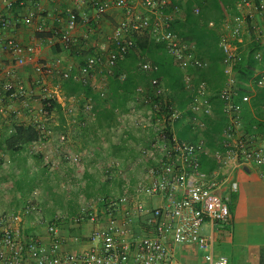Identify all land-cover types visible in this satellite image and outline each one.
I'll use <instances>...</instances> for the list:
<instances>
[{"label": "built area", "instance_id": "2783aa9c", "mask_svg": "<svg viewBox=\"0 0 264 264\" xmlns=\"http://www.w3.org/2000/svg\"><path fill=\"white\" fill-rule=\"evenodd\" d=\"M15 1L6 0L9 10L13 9ZM72 1L76 9L66 17L70 26L78 24V10L88 3L95 6L98 13L112 6L121 7L124 17L84 64L61 69L57 82H51L50 78L60 62H36L30 85L17 77L4 81L0 85V111H7L9 99L22 102L32 117L29 124L37 132L36 139L25 144L26 152L33 156L40 152L43 144L52 143L53 138L55 147L63 152L62 146L69 141L71 129L87 127L98 120L101 108H111L115 120L106 127L107 132L134 144L136 155L127 161L114 155L98 161V169L107 178L119 180L117 191L88 197L84 193V180L73 186L63 185L68 192L77 190L80 194L77 220L96 223L88 235L89 246L67 248V239L61 236L60 227L54 221L46 224L47 236L25 231L26 216L35 215L40 222L45 219L40 189L34 188L21 209L0 214V264H184L177 254L183 245L197 246L208 264H229L227 255L215 252L214 238L204 232V225L210 223L213 232L216 226L230 221L231 194L239 190L237 170L259 168L264 180V134L249 131L244 118L245 105L251 103L258 88H264V69H255L243 84L237 71L244 57L245 33L251 26L248 19L253 9L264 18V0H235L236 11H230L219 25L214 20L209 22L219 31L224 52L225 80L218 89L199 75L210 66V60L195 52V45L173 27V14L164 12L167 7L172 11L180 10L175 0ZM135 4L158 12L161 17L153 20L143 15L136 11ZM245 7L251 9L247 14ZM200 11L201 7L195 5L194 12ZM15 23L13 16L0 11V28L8 29ZM146 32H152L162 41L165 51L182 68L183 84L191 94L186 108L175 103L166 80L157 76L149 84H138L125 108L110 94L109 76L115 72L118 60L136 44L133 35ZM254 32L259 39L264 35V27L254 24ZM61 39L65 47L78 42L69 32L62 33ZM3 44L19 64L29 63L35 54L33 44L25 45L14 36L7 37ZM254 55L258 60L263 58L260 50ZM139 68L151 72L160 65L142 56ZM127 77L126 70L119 73L121 80ZM69 79L88 85L92 94H67L63 82ZM242 85L251 90L242 91ZM215 98L220 100L226 121L220 145L211 147L203 133L208 129L209 118L216 117ZM35 99L40 100L38 107L34 105ZM54 102L61 103L67 117L65 128L58 132L52 126ZM259 106L264 112V101ZM259 119L264 120V116ZM16 125L11 124L9 132H13ZM180 125H188L200 135L195 140L186 138L180 135ZM132 135L138 137L135 143ZM0 156H4L2 149ZM93 156L96 152L89 147L76 153L67 152V157L75 162ZM6 160L11 162L10 158ZM46 164L50 169L56 166L49 159ZM149 199L155 202H148ZM100 204L105 206L102 212ZM136 218H142L145 224H133Z\"/></svg>", "mask_w": 264, "mask_h": 264}, {"label": "crops", "instance_id": "0c3cea01", "mask_svg": "<svg viewBox=\"0 0 264 264\" xmlns=\"http://www.w3.org/2000/svg\"><path fill=\"white\" fill-rule=\"evenodd\" d=\"M138 5L141 4H136V8ZM74 9L76 6L72 0H21L19 5L16 0L13 9L9 10L6 0H0V11L17 20V23L8 29L0 28V85L12 77L20 78L30 85L34 78L36 62H60L50 78L51 82H57L61 69L69 65L75 68L82 65L95 51L96 46L106 41L124 17L121 7L112 6L104 13H98L95 6L88 3L78 10V24L70 26L66 17L68 12ZM160 15L158 12L150 13L153 20L161 17ZM258 21L262 23L260 26L264 27V18H258ZM64 32L76 36L78 42L65 47L61 39ZM9 36L18 38L25 45L35 46V54L29 63L19 64L16 56L4 48V40ZM248 43H244L246 51L250 49L251 44ZM258 64H262L261 68H264V62ZM6 104L7 111H0V137L8 133L11 124H29L32 118L20 100L9 99ZM34 105L38 107L40 100L35 99ZM103 110L105 109L99 110V115ZM114 120L115 118L110 124ZM109 125L101 124L98 117L96 122L87 127H74L70 130L69 141L62 146L63 152L55 147V138L52 143L43 144L40 152L33 156L23 148L3 149L4 156H0V214L5 211H18L32 190L39 188L45 219L40 222L35 215L26 216L23 220L25 231L47 236L46 224L54 221L60 227L61 236L67 239V248L79 249L89 246L88 235L96 223L88 219L77 220L80 213V194L77 190L68 192L63 185L73 186L84 180V193L88 197L98 193L108 194L119 189V180L107 178L98 169V161L111 155L127 161L136 155V147L107 132L106 127ZM54 130L58 132L61 128ZM137 140L138 137L132 135V142ZM85 147L93 148L96 156L86 158L83 162H75L67 157V152L76 153ZM6 158H10L11 162H7ZM48 159L55 162L54 169H50L46 164ZM35 166L36 169H33ZM235 177L239 181V190L231 194L230 221L224 223L226 225L216 226L213 232L210 223H206L204 232L214 238L215 252L229 256L230 261L234 257L230 256L232 252L229 248L235 244L238 247H248L245 257L247 264H264V216L259 222H253L249 216L253 205L256 210L264 212V180L256 167L239 169L235 172ZM150 201L155 202L154 199H149L148 202ZM99 207L100 212L104 211V204ZM133 224L141 226L145 222L142 218H136ZM252 224H258L259 227L254 229ZM76 237L80 240L76 241ZM177 254L184 264H208L203 251L194 245L181 246Z\"/></svg>", "mask_w": 264, "mask_h": 264}, {"label": "trees", "instance_id": "16d2710c", "mask_svg": "<svg viewBox=\"0 0 264 264\" xmlns=\"http://www.w3.org/2000/svg\"><path fill=\"white\" fill-rule=\"evenodd\" d=\"M20 1L17 0V5L20 4ZM196 3L201 7L198 14L194 12ZM174 4H176L175 1ZM181 6L184 15L175 20L173 27L186 40L195 45V52L199 56L210 60V66L201 70L199 75L207 78L211 84L216 83L218 89L225 80V74L221 67L224 52L220 46L219 31L217 28L210 26L209 22L214 20L219 25L230 11H236L235 0H186L185 4ZM249 20L251 19L249 18ZM133 37L136 44L128 48L124 58L118 60L119 63L115 68V72L109 76L110 94L116 98V103L125 108L127 103L133 99L136 86L141 83L149 84L150 80L157 76L166 80L167 85L171 88L175 103L181 108H186L191 94L183 84V70L176 63L173 56L165 51L164 43L158 40L152 32H146L142 35L134 34ZM258 50L263 53L262 60L255 58L254 54ZM142 56L157 62L160 68L151 72L142 71L139 68V61ZM259 62H264V44L261 38L254 40L248 51L244 50V57L237 67L242 84L248 80L254 69H264L261 68L262 64H258ZM122 70L128 72V77L125 80L119 78V73ZM63 90L69 95L75 93L92 94V89L88 85L72 79L63 82ZM249 90H251L249 87L242 85V91ZM215 101L216 117L209 118L208 129L203 133L211 147L220 145L222 128L226 121V117L222 113L220 100L215 98ZM263 101L264 88H258L251 103L245 105L244 118L249 131L258 130L264 134V120L259 119V113H262L259 110V105ZM53 109L55 113H63V107L59 102H54ZM99 118L101 124L109 125L111 120L115 118V113L112 109L106 108L101 111ZM9 128L10 126L8 127V133L0 137V149L2 150L5 148L8 150L25 149V144L37 137V132L31 124H17L13 132H9ZM180 135L195 140L200 134L191 136L185 130H181ZM204 167H207V164Z\"/></svg>", "mask_w": 264, "mask_h": 264}, {"label": "rangeland", "instance_id": "374dc122", "mask_svg": "<svg viewBox=\"0 0 264 264\" xmlns=\"http://www.w3.org/2000/svg\"><path fill=\"white\" fill-rule=\"evenodd\" d=\"M185 1L186 0H175L176 4H178V5L180 4L179 5L180 6V10H178V11H172V10H170V7H167V9H169L167 11V9L165 8L164 12H166V13H172L173 16H174V19L172 20V25L174 24L175 20L178 17L181 18V16L184 15V11L181 10V7H182L181 5L182 4H185ZM195 5H199V4L196 3ZM136 9H137L138 12L145 13L146 15H149L150 16V14H149L150 11L147 10V9H145L141 5H138V7ZM250 11H251V9L249 7H245L244 8V13L245 14L249 13ZM249 18L251 20L248 19V22H249V24H251V26H249L250 27L249 30H248L249 32L247 31L245 33V41H248L249 42L248 44H251L252 42H254V40L258 39L256 37L257 36L256 33L254 32V24L255 25H258V24L261 25L262 24V23H259V21H258V18L260 20L262 18V15L260 13L254 11L253 12V15L251 17H249ZM261 22H262V20H261ZM261 41L264 44V35L261 37ZM212 85H213L214 88H217L216 83H213ZM259 110L264 114V112L261 110V108H259ZM262 113H259L260 116H264ZM66 124H67V117L65 116L64 112L63 113L56 112L55 113V116L52 119V126L54 128H57L58 127V128H61L62 129V128H65V125ZM73 125L74 124H72V126ZM180 126H182V129L181 130H185L191 136L196 135V134H199V132H193V130L188 125H180ZM249 216H250V218L252 219L253 222H259V221H262V216H264V212L263 211L261 212V211L256 210L255 209V205H253V207L251 209V213H249ZM252 225L255 226L254 229H256L257 227H259L258 224H252ZM261 225H263V224H261ZM27 233H28V231H27ZM42 235L43 236H46L44 234H42ZM252 240H253V238H251V241ZM231 247L229 248L230 249V252H232L230 256L233 255L234 258L231 261H229V263L230 264H234V263L235 264H247L245 257H246V250H249L248 247H238L235 244L231 245ZM229 259H230V257H229Z\"/></svg>", "mask_w": 264, "mask_h": 264}]
</instances>
